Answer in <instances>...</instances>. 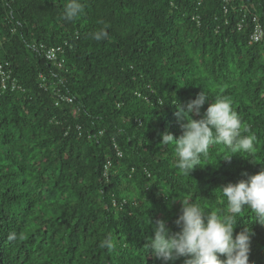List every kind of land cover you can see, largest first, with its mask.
Masks as SVG:
<instances>
[{
  "label": "trees",
  "instance_id": "16d2710c",
  "mask_svg": "<svg viewBox=\"0 0 264 264\" xmlns=\"http://www.w3.org/2000/svg\"><path fill=\"white\" fill-rule=\"evenodd\" d=\"M66 3L0 0V264H185L148 252L156 221L179 231L187 197L226 211L219 189L264 170V0H82L73 21ZM35 42L65 46L64 64ZM203 91L201 115L230 98L253 149L225 160L215 145L185 175L161 134L179 138L175 104ZM240 215L249 264H264V225Z\"/></svg>",
  "mask_w": 264,
  "mask_h": 264
},
{
  "label": "clouds",
  "instance_id": "9594fccd",
  "mask_svg": "<svg viewBox=\"0 0 264 264\" xmlns=\"http://www.w3.org/2000/svg\"><path fill=\"white\" fill-rule=\"evenodd\" d=\"M83 11L82 0H67L63 19L73 21ZM108 35L107 26H104L94 31L92 38L99 41L107 39ZM208 99L203 91L187 104L177 101L178 120H187L180 123L182 134L178 139L171 133L161 134V145L175 147L176 167L185 175L200 166L215 145H224L233 153L224 155L222 159L225 160L236 154L243 157V153L253 149L254 137L242 134V118L234 110L231 99H213L201 115V108ZM193 114L200 118H193ZM219 191L226 202V211H204L192 198L180 199L181 213L175 220L180 230L173 233L163 220H157L154 237H150L146 245L148 252L171 262L188 257L185 264H249L253 233L249 228L237 234L235 229L237 217L245 210L250 211L254 222L264 225V170L247 180L222 186ZM100 247L109 252L115 249L111 234L105 236Z\"/></svg>",
  "mask_w": 264,
  "mask_h": 264
},
{
  "label": "built area",
  "instance_id": "2783aa9c",
  "mask_svg": "<svg viewBox=\"0 0 264 264\" xmlns=\"http://www.w3.org/2000/svg\"><path fill=\"white\" fill-rule=\"evenodd\" d=\"M251 25H252L251 38L257 42L264 41V26L258 16L254 15L252 17ZM241 26H242V23L240 24V27ZM32 47H34L35 49H43L46 57L49 60L53 61L54 63H57L60 67L65 62V58L62 54L65 53L66 48L63 45L48 46L43 42H39V43L35 42L32 44ZM0 74L2 76L3 88L6 89L7 86L9 85L8 84V78L10 77L9 71L6 70L2 65H0ZM16 87H17V84L13 82L11 89L14 90ZM67 100L72 101V98L68 97ZM119 154L122 155V152L119 151Z\"/></svg>",
  "mask_w": 264,
  "mask_h": 264
}]
</instances>
